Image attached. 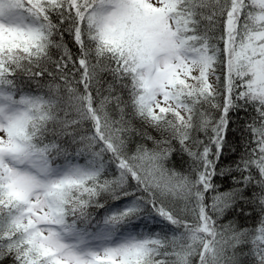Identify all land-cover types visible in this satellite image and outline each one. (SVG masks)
Listing matches in <instances>:
<instances>
[{"label": "snow or ice", "instance_id": "1", "mask_svg": "<svg viewBox=\"0 0 264 264\" xmlns=\"http://www.w3.org/2000/svg\"><path fill=\"white\" fill-rule=\"evenodd\" d=\"M232 111L243 151L221 168ZM245 199L255 226L219 223ZM8 259L264 264V0H0Z\"/></svg>", "mask_w": 264, "mask_h": 264}, {"label": "trees", "instance_id": "2", "mask_svg": "<svg viewBox=\"0 0 264 264\" xmlns=\"http://www.w3.org/2000/svg\"><path fill=\"white\" fill-rule=\"evenodd\" d=\"M229 128L226 135V149L221 158V168H228L234 164V161L238 160L243 151V140L241 139V125L247 120L245 112L232 111L229 113ZM137 128L141 127L140 121H134ZM145 130L151 135H156L155 131L147 128L144 125ZM200 139H204L203 134H199ZM179 148V145H176ZM235 150V151H234ZM189 164V158L186 154L182 155L179 151L173 154L169 161V166H175L177 170L183 171ZM233 173H229L227 178L217 177L215 183L221 186V190H229L230 188L236 187L232 183ZM253 191L258 189L248 188L245 190V197L250 198ZM259 219V210L254 204L250 203L248 199L238 201L233 208H231L225 216L219 220L220 224H227L233 222L238 228H247L255 226ZM246 251V249H245ZM3 264H12L11 259L3 261ZM243 264H249L248 261H244Z\"/></svg>", "mask_w": 264, "mask_h": 264}]
</instances>
